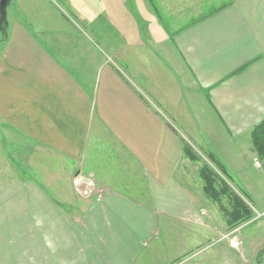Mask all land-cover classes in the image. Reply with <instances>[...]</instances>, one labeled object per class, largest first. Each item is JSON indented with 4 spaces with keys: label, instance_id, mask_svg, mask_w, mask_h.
I'll return each mask as SVG.
<instances>
[{
    "label": "crops",
    "instance_id": "obj_1",
    "mask_svg": "<svg viewBox=\"0 0 264 264\" xmlns=\"http://www.w3.org/2000/svg\"><path fill=\"white\" fill-rule=\"evenodd\" d=\"M229 3L199 8L206 18L171 37L145 0L7 7L0 154L8 135L27 144V172L41 180L8 163L0 264H168L188 252L181 240L193 248L211 237L196 232L202 185L182 144L234 175L264 118V0ZM79 170L105 188L102 200L73 192Z\"/></svg>",
    "mask_w": 264,
    "mask_h": 264
},
{
    "label": "rangeland",
    "instance_id": "obj_2",
    "mask_svg": "<svg viewBox=\"0 0 264 264\" xmlns=\"http://www.w3.org/2000/svg\"><path fill=\"white\" fill-rule=\"evenodd\" d=\"M231 1L232 0H158L157 5L160 8L159 10L163 20L168 25L169 30L173 32L174 29L182 27L188 22L197 19L199 16L195 13H197L199 8H204L205 11L209 9L213 11ZM54 3L57 4L55 1ZM65 17L69 25L75 26V24H73V17L69 15H65ZM152 17L157 20L153 14ZM84 33V40L94 38L90 29L87 28ZM1 35L0 33V36ZM96 42L99 44L98 39ZM160 50H162V48L157 46L153 51L158 55ZM170 56H172L171 53ZM144 70H148V67L144 68ZM14 140L15 138L8 135L1 143L5 145L3 151L5 152L6 158H1L2 154H0V187L1 182H5L7 179L6 172L10 174V166L8 163L11 164L12 162L13 165L16 164L24 167L26 171L23 173L24 178L41 180L38 174L27 172V144H24L21 140L20 143L14 144ZM184 143L190 146L193 152L199 157L197 161H190V170L194 172H191V174L194 175L195 182L198 181V185L200 183L202 185L198 174L199 169L206 164L216 170L215 166L209 161L208 155L210 153L198 146L194 145L193 147L189 142ZM249 146L250 156H252V158L249 159V155L245 153L244 164L237 166V174L231 175L225 169L223 170L224 174L222 172L221 174L219 170H217L219 171L217 173L224 179L223 181L227 187H229L228 194L236 195L244 201L246 207L250 211V219L247 222L231 226L227 223L224 214L219 210L220 204L226 207L227 196L221 198L222 202L219 203L216 201L215 203L207 199L202 190V193L199 191L197 196L201 200L199 199L197 201L196 209L198 215L201 214L203 216L197 219L199 223L196 224V232L197 234L207 232L211 237L200 243H196L193 248L187 246L185 240H181L180 249H187L188 252L186 251L187 253L185 255H181L178 259L168 264H183L182 262L186 259H188L189 262L185 261V264H264V172L260 162L256 159L255 153L252 151L251 143ZM19 156L21 158L18 159ZM24 157L25 159H23ZM217 162L221 165L219 161ZM2 172L3 177L1 176ZM6 210L7 208H5L1 214L2 210L0 209V214L2 216H4V214L6 215ZM181 231L185 232L186 230ZM161 242L165 243V241L161 239L153 240L149 246L156 247L161 244Z\"/></svg>",
    "mask_w": 264,
    "mask_h": 264
},
{
    "label": "trees",
    "instance_id": "obj_3",
    "mask_svg": "<svg viewBox=\"0 0 264 264\" xmlns=\"http://www.w3.org/2000/svg\"><path fill=\"white\" fill-rule=\"evenodd\" d=\"M145 1L151 8L153 15L157 18L159 24L164 29L165 33L169 37L173 36L174 32L169 31V27L163 20V17L156 2L154 0H145ZM229 4L230 3L224 4L223 6L213 10L212 14L225 8ZM204 18H206V16L196 19L195 22H198L199 20ZM191 24L192 23L186 26H189ZM247 65H244L236 72L243 70ZM250 143H251L252 151L255 153L256 159L260 162L261 168L264 172V118L251 130ZM182 153L183 156L191 162L199 160V157L193 152L191 147L186 145L184 142L182 144ZM208 158L209 161L215 166L216 170L212 169L206 164H204L199 169L198 174H199V179L202 182V191L204 196L207 199H209L211 202H215V203L216 201L219 203L222 202L221 198L223 196H227L226 207H224L221 204L219 205V210L224 214L227 223H229L232 226L234 224L238 225L240 223L247 222L251 217L249 209L246 207L244 201H242L238 196L233 194L232 195L228 194L229 187H227V185L223 181L224 179L221 176H219L217 173L219 171L220 173L221 172L223 173L224 168L215 160V158L212 155L209 154Z\"/></svg>",
    "mask_w": 264,
    "mask_h": 264
},
{
    "label": "built area",
    "instance_id": "obj_4",
    "mask_svg": "<svg viewBox=\"0 0 264 264\" xmlns=\"http://www.w3.org/2000/svg\"><path fill=\"white\" fill-rule=\"evenodd\" d=\"M73 192L81 199L102 200L106 191L92 176L77 171L71 181Z\"/></svg>",
    "mask_w": 264,
    "mask_h": 264
},
{
    "label": "water",
    "instance_id": "obj_5",
    "mask_svg": "<svg viewBox=\"0 0 264 264\" xmlns=\"http://www.w3.org/2000/svg\"><path fill=\"white\" fill-rule=\"evenodd\" d=\"M14 0H0V32L2 34V40L0 46L3 45L7 39V28L5 21L6 8L13 3Z\"/></svg>",
    "mask_w": 264,
    "mask_h": 264
}]
</instances>
